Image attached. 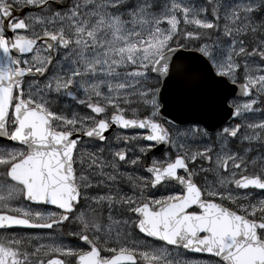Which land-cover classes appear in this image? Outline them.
<instances>
[{
  "label": "snow or ice",
  "instance_id": "1",
  "mask_svg": "<svg viewBox=\"0 0 264 264\" xmlns=\"http://www.w3.org/2000/svg\"><path fill=\"white\" fill-rule=\"evenodd\" d=\"M0 264H264V0H0Z\"/></svg>",
  "mask_w": 264,
  "mask_h": 264
},
{
  "label": "rangeland",
  "instance_id": "2",
  "mask_svg": "<svg viewBox=\"0 0 264 264\" xmlns=\"http://www.w3.org/2000/svg\"><path fill=\"white\" fill-rule=\"evenodd\" d=\"M64 105H65V107H67L69 110H79L77 107H76V105H74V104H72V102H70V101H63L62 102ZM202 142V141H201Z\"/></svg>",
  "mask_w": 264,
  "mask_h": 264
},
{
  "label": "water",
  "instance_id": "3",
  "mask_svg": "<svg viewBox=\"0 0 264 264\" xmlns=\"http://www.w3.org/2000/svg\"><path fill=\"white\" fill-rule=\"evenodd\" d=\"M238 95H241L243 96L242 94H238ZM192 111L194 112L195 111V106L193 105V108H192ZM179 115H184L185 113H178ZM225 119H228V117H225ZM215 128L212 129V131H214Z\"/></svg>",
  "mask_w": 264,
  "mask_h": 264
},
{
  "label": "flooded vegetation",
  "instance_id": "4",
  "mask_svg": "<svg viewBox=\"0 0 264 264\" xmlns=\"http://www.w3.org/2000/svg\"><path fill=\"white\" fill-rule=\"evenodd\" d=\"M38 232V231H37Z\"/></svg>",
  "mask_w": 264,
  "mask_h": 264
}]
</instances>
